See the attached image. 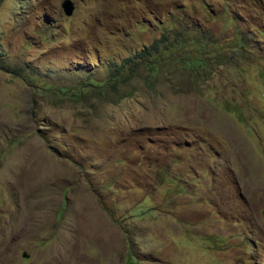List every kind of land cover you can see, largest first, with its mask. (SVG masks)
Here are the masks:
<instances>
[{"label": "rangeland", "instance_id": "obj_1", "mask_svg": "<svg viewBox=\"0 0 264 264\" xmlns=\"http://www.w3.org/2000/svg\"><path fill=\"white\" fill-rule=\"evenodd\" d=\"M62 1L0 0V264H264V0Z\"/></svg>", "mask_w": 264, "mask_h": 264}, {"label": "trees", "instance_id": "obj_2", "mask_svg": "<svg viewBox=\"0 0 264 264\" xmlns=\"http://www.w3.org/2000/svg\"><path fill=\"white\" fill-rule=\"evenodd\" d=\"M175 40H179L177 37L174 38ZM162 44H164V46L166 47V45H168L169 43L167 42V39L162 37L159 40H155L154 42H152L150 45L148 46H144L141 50L137 51L134 56L127 58L126 60L123 61L124 65L127 64L128 65V73H127V77H135L136 74L138 73V69L139 66L143 63L146 64V62L149 61H156L153 60L156 57V53L159 49H162L164 46H162ZM185 62L188 63L187 59L185 60ZM1 63V62H0ZM123 65L122 68H125ZM192 69V68H190ZM121 70L120 68H115V73H120L121 74ZM112 79H115V77H113ZM167 174V169H165V172L162 175L161 179H164V176Z\"/></svg>", "mask_w": 264, "mask_h": 264}, {"label": "water", "instance_id": "obj_3", "mask_svg": "<svg viewBox=\"0 0 264 264\" xmlns=\"http://www.w3.org/2000/svg\"><path fill=\"white\" fill-rule=\"evenodd\" d=\"M61 8L66 15H71L74 10V4L71 0H63L61 3Z\"/></svg>", "mask_w": 264, "mask_h": 264}]
</instances>
